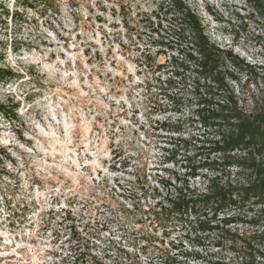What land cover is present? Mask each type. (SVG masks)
<instances>
[{
	"label": "rangeland",
	"instance_id": "rangeland-1",
	"mask_svg": "<svg viewBox=\"0 0 264 264\" xmlns=\"http://www.w3.org/2000/svg\"><path fill=\"white\" fill-rule=\"evenodd\" d=\"M157 1L0 2V69L18 72L13 80H0V105L7 110L0 112V264H157L160 252L179 255L178 264L253 263L247 260L242 244H233L227 235L199 233L188 239L185 228L167 218L158 221L159 226L146 221V212L157 203L155 197H175L179 181L189 179L200 161L196 155L222 161L220 154L199 153L195 140L200 135L218 139L228 128L222 124L206 134L200 129L194 118L197 99L191 82L183 78L170 86L164 84L168 73L158 66L167 63L168 55L153 56L156 66L152 69L140 66L141 54L149 51L155 55L153 39H160L152 34L150 25ZM187 1L200 15L213 43L232 49L258 68L259 76L243 70L236 73L239 82L230 81V85L246 112L262 107L264 22L249 16L251 8L243 0ZM227 66L233 69L230 63ZM26 86L29 91L24 94ZM13 87L22 99L10 91ZM45 93L65 110L79 108L83 113H73L72 123L81 126L73 132V143L67 145L69 156L75 148L70 171L84 174L76 176V183L55 171L38 175L33 163V157L48 165L64 157L62 133L36 136L27 114H20L25 105H34ZM226 94L224 89L219 96L225 100ZM35 119L43 126L40 110ZM13 137L24 147L2 143ZM81 139L102 145L109 158L97 161L99 167H95L93 157L85 156L88 163L81 166ZM37 140L44 151L38 149ZM88 147L92 149L93 144ZM220 163L217 171L222 180H251L250 173L236 174L235 169ZM200 182L190 180L195 185ZM45 184L60 192L51 199L52 207L41 213L46 219L38 226L29 224L28 218L40 205L26 195L43 191ZM258 210H233L232 214L239 215L238 222L229 229L249 235L256 229L247 223ZM142 231L150 241L139 234ZM186 253L188 261L182 256Z\"/></svg>",
	"mask_w": 264,
	"mask_h": 264
},
{
	"label": "trees",
	"instance_id": "trees-1",
	"mask_svg": "<svg viewBox=\"0 0 264 264\" xmlns=\"http://www.w3.org/2000/svg\"><path fill=\"white\" fill-rule=\"evenodd\" d=\"M4 1L0 0L1 5ZM243 1L251 8L249 16L264 22V0ZM206 11L214 16L209 7H206ZM151 18L152 34L160 39H153L155 55L149 51L141 54L140 66L146 70L152 69L156 66V56L168 55L167 63L158 66L159 71L168 73L164 84L170 86L175 80L183 78L185 82H191L197 99L194 118L200 129L206 134L208 130H218L222 124H226L228 128L218 139H206L200 135L195 140L199 153L208 150L220 154L222 161L203 159L201 155H196L200 161L191 169L189 179L179 181L175 197L163 200L158 199L160 195L155 197L157 203L146 212V221L150 225L159 226L158 221L162 222L167 218L185 228L188 239L199 233L227 235L233 244H242L246 258L252 264H264V105L249 114L230 85V81L239 82L236 73L243 70H250L255 76H259L258 68L250 66V63L234 54L232 49L213 43L200 15L187 0H158ZM227 63L231 64L232 70ZM17 76L18 72L15 70L0 69V80L7 82ZM224 89L227 91V98L222 100L219 95ZM0 112L7 113L5 105H0ZM220 162L227 168L235 169L236 174L250 173L251 180L245 183L222 180L217 171L221 166ZM196 179L201 182L196 185L190 183V180ZM256 207L259 210L247 223L255 231L249 235H240L229 229L238 222L239 215L232 214L233 210L241 212L246 208ZM13 225L11 220L10 226ZM139 234L150 241L143 231ZM161 236L166 239L164 230ZM219 242L218 247L221 246ZM160 255L157 264L179 263V255L169 257L162 252ZM182 256L188 261V253Z\"/></svg>",
	"mask_w": 264,
	"mask_h": 264
},
{
	"label": "clouds",
	"instance_id": "clouds-1",
	"mask_svg": "<svg viewBox=\"0 0 264 264\" xmlns=\"http://www.w3.org/2000/svg\"><path fill=\"white\" fill-rule=\"evenodd\" d=\"M10 91L12 93L16 94V98L22 99L23 95L18 92V89L13 87L10 88ZM29 91V87L26 86L23 90L24 94H27ZM32 108L33 112L29 113L28 109ZM36 110H40L42 114V120H43V126L40 121L35 119L36 116ZM67 111V115L65 112ZM73 113H76L80 116H83V113L80 112L79 108H72L69 107L67 110L61 107V104L59 101L53 102L52 96L45 93L42 97V99H38L36 103L33 104H27L21 111V115L25 116L27 114L26 119L32 127L34 133L36 136H46V135H56L57 133H62L64 136V144L65 148L63 149L64 152V157L57 161L54 162L51 165L45 164L42 160L41 161H36L35 157L32 158L33 163L36 164V167L38 169L37 174L40 175L43 171L47 170L48 174L51 175L53 171L57 173V175L65 176L66 178H71L73 183H76V176H82L84 175L83 173L77 172L75 175L73 174L72 171H70L71 166L75 163V148L72 149V156L68 155V150H67V145H70L73 143V132L76 128L80 127L81 125H77L72 123L73 119L75 118ZM59 118V119H58ZM87 127V125H84ZM44 128L49 129V133L44 132ZM27 136L28 133H25ZM33 138V137H30ZM16 143L18 144V141L15 140L13 137L11 141L9 139H4L2 141L3 144L7 145L8 143ZM79 143L84 144V152L81 154V166L84 164L88 163V160L85 159V156H92L93 160L92 163L95 167H99V164L97 161L103 160L106 158H109V153L105 151L102 145H96L95 141H88L86 139H81ZM93 144V148L90 149L88 147V144ZM20 148H23V145H19ZM37 147L40 151H44L43 148L40 147V141L37 140ZM26 151H30L25 149ZM13 155H16L15 152H13ZM17 159L19 157L17 156ZM7 167L12 170V165L9 163L7 164ZM20 167L23 168L24 164L21 163ZM94 170V169H93ZM23 175V173L21 174ZM25 192L27 193V184H25ZM60 192L59 188L56 189H49L47 184H45L43 191H40L37 189L33 193L27 194L26 198L29 201L35 200L37 204L40 205V208L38 211H35L32 216L28 218L29 224H36L37 226L41 223L42 219H46L45 217H41V213H46L47 210L52 207L51 205V199L58 195ZM7 215V213L5 214ZM33 234L35 233V229L32 230ZM28 233L25 232V235ZM5 237L7 236L6 232L4 233ZM50 237V234H49ZM6 243L7 238H6Z\"/></svg>",
	"mask_w": 264,
	"mask_h": 264
},
{
	"label": "built area",
	"instance_id": "built-area-1",
	"mask_svg": "<svg viewBox=\"0 0 264 264\" xmlns=\"http://www.w3.org/2000/svg\"><path fill=\"white\" fill-rule=\"evenodd\" d=\"M7 240H8V241H9V243L11 244L12 240H10V239H8V238H7Z\"/></svg>",
	"mask_w": 264,
	"mask_h": 264
}]
</instances>
